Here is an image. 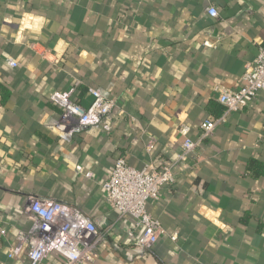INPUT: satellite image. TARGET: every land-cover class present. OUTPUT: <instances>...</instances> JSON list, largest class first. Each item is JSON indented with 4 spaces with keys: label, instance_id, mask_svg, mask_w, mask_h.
I'll return each instance as SVG.
<instances>
[{
    "label": "crops",
    "instance_id": "0c3cea01",
    "mask_svg": "<svg viewBox=\"0 0 264 264\" xmlns=\"http://www.w3.org/2000/svg\"><path fill=\"white\" fill-rule=\"evenodd\" d=\"M262 47L264 0H0V58L19 61L14 70L0 61V264H27L26 247L9 253L31 226L30 195L101 225L89 264H264V91L184 160L178 130L187 125L200 139L201 122L226 113L215 87L239 88ZM99 86L124 114L108 118L109 132L63 139L52 94L75 88L88 106ZM120 158L137 168L175 164L174 183L149 205L166 230L151 246L105 202L103 183Z\"/></svg>",
    "mask_w": 264,
    "mask_h": 264
},
{
    "label": "built area",
    "instance_id": "2783aa9c",
    "mask_svg": "<svg viewBox=\"0 0 264 264\" xmlns=\"http://www.w3.org/2000/svg\"><path fill=\"white\" fill-rule=\"evenodd\" d=\"M212 17L219 12L214 6L207 9ZM205 45L212 46L210 40ZM1 63L10 70L19 66L17 58L4 52ZM241 86L231 89L217 86L214 91L217 99L226 108V113L219 119H206L200 124V139L189 136L190 127L182 125L178 128L183 135L180 159L191 154H198L203 139L211 135L217 126L225 121L228 114L250 105L264 91V47L253 61L246 63L242 75ZM75 88L56 91L51 100L61 108V118L55 123L60 136L69 140L80 132L95 133L98 129L111 131L108 118L112 114L121 116L124 110L112 96L110 87L91 89L92 102L84 106L74 99ZM174 163L148 164L142 168L132 166L127 159H118L103 183L105 202L124 217H132L136 228L144 232L137 242L142 246H151L166 230L161 222L149 210L150 203L157 201L165 187L174 183L176 174ZM80 170V167L77 166ZM91 176V172H87ZM26 212L32 223L27 232L17 236L10 249L9 257L14 258L25 249L27 264H42L50 256H56L60 264H89L98 257V244L103 238L101 225L84 211L54 198H42L30 195ZM4 220L0 216V231L4 232ZM129 236H134L129 231ZM173 239L176 237L173 236Z\"/></svg>",
    "mask_w": 264,
    "mask_h": 264
}]
</instances>
